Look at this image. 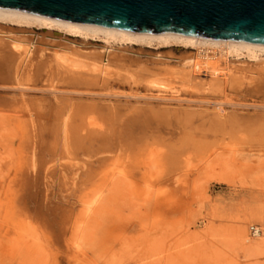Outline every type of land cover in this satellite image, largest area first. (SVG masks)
<instances>
[{
	"label": "rangeland",
	"instance_id": "374dc122",
	"mask_svg": "<svg viewBox=\"0 0 264 264\" xmlns=\"http://www.w3.org/2000/svg\"><path fill=\"white\" fill-rule=\"evenodd\" d=\"M0 29L33 38L37 50L24 72L49 65L43 40L52 37L99 54L121 49L131 70L137 60L196 52L178 43H106L36 25L0 22ZM13 61L0 66V264H264V236L249 233L251 225L264 230V110L258 106L264 94L251 88L257 81L222 94L199 84L210 82L202 71L177 92L179 99L140 91L136 101H103L68 93L98 90L82 68L74 70L77 81L59 70L54 91L45 90L41 77L21 92L12 83L20 61ZM228 65L260 72L264 53L229 57ZM113 68L115 87L121 76ZM239 72L229 82L240 81ZM68 100L74 111L96 106L86 121L72 115L80 126L71 161L53 130ZM219 109L224 118L218 120Z\"/></svg>",
	"mask_w": 264,
	"mask_h": 264
},
{
	"label": "bare ground",
	"instance_id": "6f19581e",
	"mask_svg": "<svg viewBox=\"0 0 264 264\" xmlns=\"http://www.w3.org/2000/svg\"><path fill=\"white\" fill-rule=\"evenodd\" d=\"M0 22L19 26L36 25L43 28L63 31L67 34L82 36L84 38L98 37L102 38L106 43L118 42L127 44V42H139L151 44L153 42H156L157 44L164 45L170 43H178L187 47L193 46L194 48H196V52L187 54L182 58L178 57L179 59L175 56L163 57V55L158 56L150 62H141L140 60H137L136 62H134L137 69L135 68L131 70L126 67L127 62H125V60L128 59V61H130L131 57L122 54L121 52L123 51L121 49H118L115 52L109 51L110 53L104 52L102 54H99L94 50L89 52L80 49L79 47H73L69 44L52 40V37L50 38L51 40H43V43H45L46 46H44L45 48L43 47V51H48V53L45 55L48 58V62L46 64L49 63V65H44L43 63L42 65L41 63L39 65H33L31 63L33 66L31 67L29 65L30 68H28L24 72L22 71L23 63L26 60L28 61V58L32 60V58L34 57L31 58L30 56H32L33 53L37 50L35 45L33 44V38L21 36L17 37L13 35L12 31L0 29V66H2V63L5 61V59H9L10 62L13 60L17 61V59L20 61L19 63H17L18 65L15 66L16 68L12 72L13 75H11L13 79L12 83H14L15 87L18 88L21 92H23L25 89H29L30 85H35V80L39 79L40 81L41 77H44L45 79H43L47 83L46 85H42L45 90L50 89L54 91V78H56V75L59 72H61L62 70H66L70 74V76H73L72 79H76L74 77V70L78 71L77 69L82 68L86 69L85 71H89H87L89 73L87 74V76L92 73L90 80L85 81H87L88 83H92L93 86H98V90H89L88 88V90H84L81 92L69 90L68 93L73 94L75 92H78L79 95L84 94L86 96H99L102 97L101 100L103 99V101L106 99L111 100L112 97H123L124 100L123 98L122 100L125 102H129V98H134V100L136 101L135 98L142 97V95L138 93L140 91H157L160 95V97L158 98L161 99L167 95H170V97L172 98L175 97L179 99V97L177 96V92H180L179 90H181L182 88L186 90L191 86L192 83H195L197 79L196 76L199 72L202 71L206 72L210 76V82H202L199 84L208 86L207 88H210L209 90L211 91L214 89L217 93L219 92L225 94L224 92H226L227 88H230L232 90L241 86H247L248 88V85H252L253 82L256 83L257 81L256 84H253L252 87H249L256 88L259 91H262L264 94V68H262L260 72H254L252 70H240L239 72L237 70H232L228 65L229 57L244 56L256 59L259 54L264 53V43L207 38L182 34L173 31H135L130 29H122L88 23L70 22L50 16L3 8H0ZM48 48L49 50L51 48L52 51L47 50ZM208 53L209 55L211 54V56H209ZM81 55H83V57ZM112 64L120 65V70H118V68H113L111 66ZM223 65L226 66L223 67ZM69 66L70 69L67 70L66 68ZM112 68L116 70L117 75L120 74L121 76V82L119 81L120 83L118 82L115 87H113V83L109 81V74L111 71L110 69ZM238 72L239 75L237 77L240 78V81L233 80L234 82H229L228 79L230 78V75L236 74ZM68 73H66V75ZM257 73L262 75V78L260 77L261 79L259 80L257 79L258 77L256 78L254 76H257ZM7 75L8 74H6V76ZM8 79H11V77L7 78V80ZM9 81L10 80H8L7 82ZM121 88H127V90L123 91L121 90ZM93 99L91 98L89 100ZM63 104L65 106L62 105L61 107H64L59 111L57 110L56 122L54 123L53 130L56 134L57 144L58 142H61L63 146L62 154L64 160L71 161L69 160L71 159V153L69 151V147L71 144L70 142L73 138V132L76 131V129H79L80 126V124L78 125L74 120H72V115L75 114V116L78 117L81 121H86L91 117L92 113H95L96 106L93 104H86L83 105L84 107L76 109L74 111V109H72L70 106L69 100ZM233 105L236 104L233 103ZM258 106H260V108L264 110L263 103L258 104ZM223 111L224 109H219V112L216 113V117L218 118V120L220 119V117H223ZM87 124L93 125V123L88 121ZM75 135L78 134L75 133ZM87 206L88 210L89 208H92L91 205ZM257 229H259L258 226ZM250 235L252 237L264 236V230L261 229V232H259L258 234L250 233ZM259 246L263 247L262 245Z\"/></svg>",
	"mask_w": 264,
	"mask_h": 264
},
{
	"label": "water",
	"instance_id": "95a60500",
	"mask_svg": "<svg viewBox=\"0 0 264 264\" xmlns=\"http://www.w3.org/2000/svg\"><path fill=\"white\" fill-rule=\"evenodd\" d=\"M70 22L264 43V0H0Z\"/></svg>",
	"mask_w": 264,
	"mask_h": 264
},
{
	"label": "built area",
	"instance_id": "2783aa9c",
	"mask_svg": "<svg viewBox=\"0 0 264 264\" xmlns=\"http://www.w3.org/2000/svg\"><path fill=\"white\" fill-rule=\"evenodd\" d=\"M249 231H250L251 234H258L259 232H261V229L260 228L257 229V226L254 225V226H250L249 227Z\"/></svg>",
	"mask_w": 264,
	"mask_h": 264
}]
</instances>
